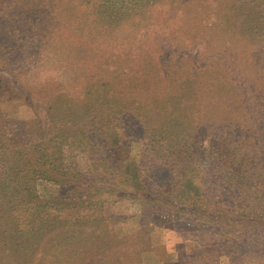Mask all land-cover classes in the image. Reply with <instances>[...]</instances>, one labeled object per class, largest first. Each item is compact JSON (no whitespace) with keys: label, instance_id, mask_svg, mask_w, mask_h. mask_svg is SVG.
Masks as SVG:
<instances>
[{"label":"trees","instance_id":"trees-1","mask_svg":"<svg viewBox=\"0 0 264 264\" xmlns=\"http://www.w3.org/2000/svg\"><path fill=\"white\" fill-rule=\"evenodd\" d=\"M43 1L0 0V66L17 82L16 86L7 78L0 79V98L21 101L30 110L11 120L0 110V264H131L123 249L126 241L115 236L110 218L103 214L105 202L129 196L154 210L148 215L155 224L179 222L178 230H186L185 236L206 246V260L213 252L225 254L230 264H243L234 255L249 236L264 233V120L260 121V109H264V0L100 1L97 13L115 25L129 16L139 18L127 29L133 35L141 27L180 19L187 39L203 32L207 63L195 68L188 65L195 82L183 79L179 85L186 84V89L181 95L161 87L166 74L158 80L145 78L149 67L157 65L154 61H143L141 67L129 61L118 72L108 68L109 61L91 63L94 68L86 75L80 67L71 69L76 63L67 61L71 64L60 67L68 68L71 75L67 79L46 71L42 80L27 78L36 66L34 61H26L35 51L25 38L34 26L42 28L32 23L30 15L36 10L47 21L54 19ZM221 42H227L223 52ZM256 49H260L258 55ZM226 58L238 61L237 65L233 68ZM197 71L205 77L198 79ZM154 74H160L158 68ZM227 85L229 89L224 91ZM155 87L159 88L157 95ZM194 89L201 92L199 104H211L210 97L217 90L242 97L231 109L241 119L220 117V122L230 119L236 125L246 119L236 131L233 148L232 162L241 171L234 179L238 190L230 191L227 181H221L231 193L229 198L237 192L239 200L227 209L221 197L204 189L208 185L205 174L199 175L189 159L205 130L202 123L207 127L210 120L219 129L218 135L212 130L213 137H230L217 124L216 115L207 122L198 120L193 127L180 120V107L196 103L184 92ZM207 90L209 97L203 95ZM167 96L173 97L163 104ZM168 107L174 112L160 115ZM130 117L143 138L132 141L139 144L141 163L139 158L114 160L106 153L123 139H131L126 129ZM62 144L75 145L85 153L89 160L85 171L63 167ZM183 146L190 148L188 158L181 156ZM246 158L255 163L248 175L242 172L247 169ZM144 159L148 161L143 163ZM203 232L211 236L205 243ZM167 264L194 262L178 255Z\"/></svg>","mask_w":264,"mask_h":264},{"label":"rangeland","instance_id":"rangeland-1","mask_svg":"<svg viewBox=\"0 0 264 264\" xmlns=\"http://www.w3.org/2000/svg\"><path fill=\"white\" fill-rule=\"evenodd\" d=\"M100 1L44 0L42 3L49 5L47 8L54 16V19L49 21L46 20V15L42 11L35 12V10L31 13L32 23L41 25L42 28L37 29V26H34V29L29 30L31 31L30 35L25 38L26 43L35 51V54L27 58L26 61H34L36 66L34 71L32 70L31 73L27 74V78L32 77L37 78L38 81L42 80L44 71H46L57 78L67 79L71 75L70 72H66L68 68L65 67L66 69L63 70L60 68L62 64H71L67 61L76 63L71 69L77 70L80 67V71H83L85 75L94 68L91 63L97 65L101 61H109L107 63V65L110 64L108 68L113 72H118L123 69L126 63L129 65V61H134V66L140 64V67L143 61H154L157 62V65L149 67L150 70L147 71L145 78L158 80L166 74L161 81V87L174 89L175 94L181 95L186 89V84L179 85L183 79L188 78L187 82L191 80L195 82L192 71H189L190 67L195 68L207 63L204 56L206 43L205 37L202 35L203 32H199L200 36L196 38L187 39L184 32L185 28H181L183 21L180 19L181 21L175 23L158 24L147 28L141 27L142 30L133 35L127 33V29L130 28L132 22L138 21L139 18L129 16L123 22L119 20L115 25L113 21L109 22L110 18H102L97 13V6ZM33 5H35V1L31 6ZM37 19L38 21H35ZM31 41L32 43H29ZM226 45L227 42L219 43L221 52L225 50ZM259 52L260 49L254 51L257 55ZM224 61H229L233 68L238 62L233 61L232 63V60L228 58ZM157 68L160 71L159 75L154 74ZM165 69H168L169 72H166ZM6 70L0 66V79L7 78L12 85L17 86V82L14 81L15 78L13 79ZM197 77L198 79L203 78L205 74L197 71ZM77 85H79V82ZM228 89L229 86L224 91ZM224 91H215L210 97L211 104L197 103V97L201 92H197L195 89L184 92L188 100L195 99L196 103H190L192 106L180 107L178 114L180 120L191 127L198 120L207 122L208 118L216 115L218 117L217 124L224 127V133H229L230 137L226 135L224 137H213L212 130L218 135L220 133L219 129H214L210 120H208L207 127L202 123L201 127H204L205 130H201L197 138V147L192 151L194 157L191 158L190 156L189 158L192 159V168H197L196 172L199 175L205 174L208 185H205L204 189L210 190L212 196L218 195L221 197L220 199L223 200L227 209L230 206L238 205L239 200L236 198L237 192L229 198L231 193L226 190L227 185L222 186L221 181H227L230 191L235 192L236 189L238 190L239 185L235 183L234 179L241 171L232 162L234 159L233 148L234 145H237L234 142L238 135L236 131L241 128V124H246V119L240 120L238 125L230 119L220 122V117L223 115H230L233 119H241L231 109L232 105L236 104V99L242 97L238 98V93L232 91L225 93ZM207 92L208 90L204 91L203 95L208 96ZM158 93L159 88L155 87V94ZM172 97L167 96L164 98L163 104ZM23 105L24 103L21 101H9L7 98H0V110L8 120L15 116L24 115L27 110V113L30 111ZM161 106H158V109ZM260 110H263L260 114V121H262L264 120V109L261 108ZM159 112L160 115H163V112L171 114L174 110L173 107H168L167 109L162 108ZM132 117L129 118L131 123L126 127L127 134L131 135L132 140L125 138L118 146L108 148L106 153L111 159L133 158L136 160L139 158L141 163L142 157L140 158L139 155V144H134L132 141L143 138L139 135L140 130L138 129V133L136 127L132 126L134 125ZM253 121L254 119H252ZM258 128H260L259 125ZM258 143L260 144L259 140ZM189 149V147L183 146L181 156L188 158ZM258 150H260V147ZM60 156L63 167L68 170L85 171L89 164L85 153L81 152L75 145L62 144ZM147 161L148 159H144L143 163ZM261 163L259 162V166ZM245 164L247 169L242 172L248 175L253 172L252 168H254L255 163L246 158ZM165 173L161 172V175ZM241 183L244 184V181L242 180ZM261 192L264 193V186L261 188ZM141 203V201L129 196L127 199L105 202L103 206V214L110 218L115 236L126 241L123 249L126 250L127 259L131 261V264H135L134 259H139L140 262L136 260L139 264H167L172 262L178 255L190 258L194 264H202L203 262V264H230L229 258L225 254L218 256V254L209 252L206 260V246L201 244L202 242L192 239L191 236H185L186 230H178L181 229L179 222L170 221L167 226L155 224L148 215L154 210ZM170 220L172 219L170 218ZM169 225H173L175 228ZM189 235H193V232H190ZM201 239L205 243V241L211 239V236L203 232ZM257 239H259L258 242ZM121 244L123 246V243ZM234 259H238V262L243 264H264V233L249 236L244 248L240 249L237 255H234Z\"/></svg>","mask_w":264,"mask_h":264}]
</instances>
